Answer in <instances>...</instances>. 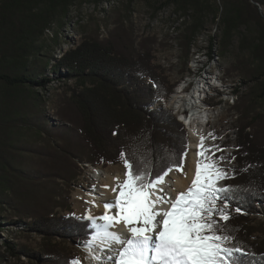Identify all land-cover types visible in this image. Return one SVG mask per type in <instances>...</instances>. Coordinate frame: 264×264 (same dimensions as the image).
I'll return each instance as SVG.
<instances>
[{
  "label": "trees",
  "instance_id": "1",
  "mask_svg": "<svg viewBox=\"0 0 264 264\" xmlns=\"http://www.w3.org/2000/svg\"><path fill=\"white\" fill-rule=\"evenodd\" d=\"M76 1L0 0V210L8 207L13 217L29 219L28 229L42 238L36 252L7 245L13 258L19 261L24 256L31 264L71 262L74 256L59 252L56 240L82 243L91 235L89 228L73 227L85 223L76 217L57 213L48 216L29 209L33 189L64 179L68 173L69 179H75L67 155L78 163L83 160L71 151L72 143L84 140L90 149L87 162L94 167L123 164L120 154L124 152L130 163L143 164L149 171H158L188 149L186 131L166 108L173 85L153 63L151 49L137 51L135 40L127 48L120 47L115 39L85 40L64 52L57 66L51 68L53 72L63 69L68 80L79 83L59 112L68 126L53 128L42 115V100L35 88L44 84L38 79L46 65L39 59V44ZM162 4L174 7L184 18V70L204 28L205 16L219 18L221 54L227 51L234 35L240 34L239 50L245 55L238 57L233 67L254 84L237 107L236 150L229 157H235V173L230 175L235 178L222 182L233 188L224 211L230 215L227 223L234 237L232 243L259 261L264 256V243L251 241L256 230L250 229L248 216L256 206L264 210V0H163ZM243 27L246 34L240 33ZM215 46L214 37L208 36L206 53L211 60ZM233 90L238 100L242 92L237 87ZM157 103L159 106L153 109ZM24 130L49 138L48 146L18 142L17 136ZM57 141L59 146L54 143ZM24 153L38 156L39 161L27 164Z\"/></svg>",
  "mask_w": 264,
  "mask_h": 264
},
{
  "label": "rangeland",
  "instance_id": "2",
  "mask_svg": "<svg viewBox=\"0 0 264 264\" xmlns=\"http://www.w3.org/2000/svg\"><path fill=\"white\" fill-rule=\"evenodd\" d=\"M216 1L219 3V0ZM162 3L163 0H77L70 7L65 18L56 23L39 44L41 46L39 59L46 65L42 78L38 79L44 84L35 88L42 100L39 109L53 128L68 126L60 118L59 112L64 100L71 95V91L79 87L76 86L79 83L68 80L63 69L60 68L59 72H53L51 68V65L57 66V61L64 52L76 48L85 40L104 42L107 39H115L122 48L129 46L135 40L137 51L147 52L151 49L150 54L155 57L153 63L158 65L171 81L173 90L166 100V108L177 122L181 123L182 118L179 116L180 113L176 114L177 109L172 107L169 98L181 95V89L186 86L187 92L183 93L184 96L196 92L198 97V90L205 88L206 82L210 84L213 90H207L206 102H203L209 107L212 105L210 109L202 104L194 110H190V106L184 108L190 110L189 113L202 114L203 126L213 131L211 136L215 140L216 158L221 156L227 158L221 167L228 170L230 177L232 170L236 167L233 160L230 163L227 161L232 152L236 150L237 107L241 105V98L246 97L249 88L254 84L243 79L233 67L238 57L245 55L239 50L240 34L234 35L227 51L221 54L219 45L222 30L219 26V18L214 19L210 14L205 16L204 28L196 38L191 49V59L187 69L184 70L181 37L184 18L174 11V7L164 6ZM246 32L244 27L240 29V33L246 34ZM250 32H253V28H250ZM208 36L214 37L216 45L213 60L208 58L206 53ZM235 87L242 92L238 100L233 94ZM156 106H159V103L152 108ZM182 126L188 139L187 155L183 159V168H185L191 154L190 133L183 124ZM22 132L23 134L17 136L18 142L33 144L37 147L48 146L49 138L47 139L44 135L38 137L27 130ZM54 143L56 146L60 145L58 141ZM71 151L77 152L83 160L82 163H78L75 158L67 155V160H72V163L68 161V164L72 174L76 175L75 179H69L70 174L68 173L64 179H55L57 182L33 189L31 195L34 199L31 198L29 208L32 213H43L48 216L57 213L64 217L76 218L87 215L91 208L89 196H96L95 194L100 193L101 182L96 180L97 171L113 174L116 171L125 170L123 164H99L94 167L95 165L88 163L90 149L84 140L72 143ZM23 157L27 164L39 161L38 156L32 157L24 153ZM20 161L22 163V157ZM217 163L220 164L219 159ZM217 206L225 210L223 202ZM12 214V210L8 207L0 210V264H31L24 256L19 261L13 258L8 253L7 245L9 244L16 250L26 247L30 252H36L35 249L41 247L42 238L28 229L29 219L15 218ZM248 218L250 229L256 230L251 241L263 244L264 210L257 206L256 211ZM56 246L59 252L74 256V259L77 257L75 260L80 264L91 263L81 242H76L74 239H61L56 240Z\"/></svg>",
  "mask_w": 264,
  "mask_h": 264
},
{
  "label": "snow or ice",
  "instance_id": "3",
  "mask_svg": "<svg viewBox=\"0 0 264 264\" xmlns=\"http://www.w3.org/2000/svg\"><path fill=\"white\" fill-rule=\"evenodd\" d=\"M203 143L201 137L191 185L174 199L162 195L164 177L173 167L183 171L186 152L158 171L130 163L121 152L126 171L122 180L114 177V201L103 204L102 215H82L78 221L85 223L73 226L90 229L91 235L82 243L96 264H264V256L257 261L254 254L232 243L227 223L230 215L217 205L223 202L225 209L229 207L233 188L222 182L235 175L229 177L228 170L217 163V159L223 163L227 158L207 155L210 150ZM65 264L80 262L73 259Z\"/></svg>",
  "mask_w": 264,
  "mask_h": 264
},
{
  "label": "bare ground",
  "instance_id": "4",
  "mask_svg": "<svg viewBox=\"0 0 264 264\" xmlns=\"http://www.w3.org/2000/svg\"><path fill=\"white\" fill-rule=\"evenodd\" d=\"M217 78L221 79V77H217ZM207 90L208 91L211 90V86L210 84H208V82L205 83V88H202L201 90L199 89L197 93L205 94ZM180 94L181 95L173 96L169 98V102L175 110L177 109L178 106L181 108L190 106L191 109L190 108L189 109L194 110L197 107L196 105L198 104L197 101L201 100L200 96L197 98L196 92L190 93L186 96H184L182 92H180ZM207 95H208V92H207ZM188 126H189V131H190L189 132L190 133V148L189 149L191 151V154L189 155V160L187 162V165L185 168H183V171H181L180 173L178 170L171 171L164 178V183L162 185V187L164 188V192L162 193V195L171 196L173 199L178 193L185 192L187 188L191 185V180L194 178L195 164L197 161V157L195 154L197 152L198 145H200V138L204 137L203 147L210 150L207 153V155H212L213 153H215V150H216L215 140L212 139L211 135H209L210 133L212 134L213 131L208 130L206 126L205 127L203 126L201 113H197V112L195 114L193 113L192 123H190ZM125 171L126 170H124L123 172L116 171L113 174L109 172H105V171L103 172L97 171L96 180L101 182V183L99 182L100 183V189H99L100 193L95 194L96 196H89V201H90V206H91L89 214L93 216H99L104 213L103 204L105 202L114 201L115 199V195L111 191V189L115 187L117 184V181L114 180V177H120V179L122 180L124 178ZM163 207L166 208L167 205H163ZM116 230L123 231V229H120V228H117ZM100 255L102 259L105 258L103 253H101ZM89 261L91 262L90 264H96V261L92 259L91 255H90Z\"/></svg>",
  "mask_w": 264,
  "mask_h": 264
}]
</instances>
